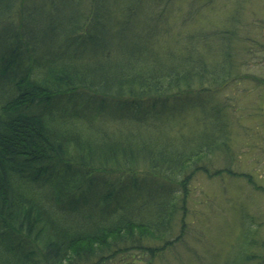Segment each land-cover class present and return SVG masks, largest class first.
Masks as SVG:
<instances>
[{
  "label": "trees",
  "instance_id": "1",
  "mask_svg": "<svg viewBox=\"0 0 264 264\" xmlns=\"http://www.w3.org/2000/svg\"><path fill=\"white\" fill-rule=\"evenodd\" d=\"M214 2L0 0V264H264L249 229L190 241L194 174H240L214 168L237 34L174 32Z\"/></svg>",
  "mask_w": 264,
  "mask_h": 264
},
{
  "label": "rangeland",
  "instance_id": "2",
  "mask_svg": "<svg viewBox=\"0 0 264 264\" xmlns=\"http://www.w3.org/2000/svg\"><path fill=\"white\" fill-rule=\"evenodd\" d=\"M215 1L214 7L203 6L207 9L199 20L203 27L188 19L174 32L227 28L237 34L232 58L237 66L216 94L227 104L231 157L219 156L214 168L229 165L242 175L194 174L187 201V220L193 230L190 241L208 255L215 257L220 252L224 257L233 244L236 249L244 244L249 229L256 237V252L264 256V0ZM190 4L191 0H170V18L175 19L177 11H185ZM211 41L207 45L210 49L222 50L223 40ZM202 52L212 64L221 62L219 55L205 49Z\"/></svg>",
  "mask_w": 264,
  "mask_h": 264
}]
</instances>
